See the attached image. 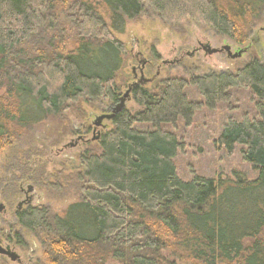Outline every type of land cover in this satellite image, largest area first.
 <instances>
[{
    "label": "trees",
    "instance_id": "16d2710c",
    "mask_svg": "<svg viewBox=\"0 0 264 264\" xmlns=\"http://www.w3.org/2000/svg\"><path fill=\"white\" fill-rule=\"evenodd\" d=\"M263 7L264 0H0V152L48 121L67 133L68 116L84 119L83 105L119 103L125 48L115 34L127 23L151 13L167 26L193 22L242 45ZM129 88L138 110L113 115L79 155L82 170L65 178L78 200L59 214L15 213L42 249L35 264H264V60ZM191 89L200 101L189 98ZM233 89L248 93L253 114L228 115L215 143L227 155L238 148L256 176L182 179L175 158L187 145L178 131L203 109L228 108ZM18 162L26 174L1 180L12 199L36 168Z\"/></svg>",
    "mask_w": 264,
    "mask_h": 264
},
{
    "label": "rangeland",
    "instance_id": "374dc122",
    "mask_svg": "<svg viewBox=\"0 0 264 264\" xmlns=\"http://www.w3.org/2000/svg\"><path fill=\"white\" fill-rule=\"evenodd\" d=\"M115 38L125 48V57L116 80L122 98L128 87L135 84L144 85L151 90L159 81L169 77L189 78L209 73H233L253 59L263 62L264 9L260 23L248 32L242 45L193 22H186L178 28L167 26L151 13L127 23L124 33L115 34ZM198 44L217 50L229 46L231 54L248 45L250 47L241 57L231 59L226 53L208 55L199 49ZM142 65L146 66L140 72ZM187 94L191 100L200 101L193 89L188 90ZM231 95L228 108L221 105L215 111L203 109L195 116L189 128L178 131L180 136L185 137L187 145L184 153L175 158L176 169L182 179H189L191 172L214 180L231 178L234 173H241L248 180L256 176L251 166L241 162L238 148L227 155L215 143L220 127L228 115L238 117L242 113L253 114L246 91L233 89ZM113 107L104 100L93 102L91 106L83 105L84 119L68 116L69 123L65 124L67 133L63 134L64 126L57 127L56 122L48 121L33 129L31 140L21 139L0 152V244L14 249L20 257L19 264H35L37 259L42 258V249L38 241L17 225L15 213L28 207H43L48 209L49 214H59L78 200V189L72 182L68 184L65 178L77 169L82 170L83 163L79 160V155L85 151L88 143H95L93 141L97 140L99 133L111 128L107 120H103L98 127H94L93 123L97 117L110 114ZM124 110H138L129 96L124 100ZM19 160H27L29 163L32 160L36 168L29 175L32 181H23L21 192L12 199L9 195L12 193L11 189L1 180H6L7 174H13V178L26 174L25 164L19 163ZM23 193H27V197ZM28 198L29 204L24 205ZM17 233L22 238L23 246L16 244ZM0 264L18 263L0 256Z\"/></svg>",
    "mask_w": 264,
    "mask_h": 264
},
{
    "label": "water",
    "instance_id": "95a60500",
    "mask_svg": "<svg viewBox=\"0 0 264 264\" xmlns=\"http://www.w3.org/2000/svg\"><path fill=\"white\" fill-rule=\"evenodd\" d=\"M248 48L239 50L238 52L234 54H231L229 46H224L221 50H217V49H210L209 46L206 45V46H203L202 50L208 55L222 53L223 51L226 53L227 57H230L231 59H235V58L241 57V55L244 54L248 50ZM129 91H130V88L126 91L127 93L124 95V97L119 99V103L115 105V107H113V110L110 112V114L97 117L95 122L93 123V126L98 127L101 125V122L103 120H107V121L111 120L113 115H115L120 110L124 109V100L126 99V97L128 98ZM0 256L7 258L11 262H16L18 264L20 263L19 256L14 251H12L9 247H2L0 245Z\"/></svg>",
    "mask_w": 264,
    "mask_h": 264
},
{
    "label": "flooded vegetation",
    "instance_id": "af4514ba",
    "mask_svg": "<svg viewBox=\"0 0 264 264\" xmlns=\"http://www.w3.org/2000/svg\"><path fill=\"white\" fill-rule=\"evenodd\" d=\"M199 45V49H202L203 48V46L204 45H201V44H198ZM248 47H250V45H248L247 47H245L244 49H246V48H248ZM249 49V48H248ZM221 50V49H220ZM222 53H225V52H223L222 51ZM219 54H221V53H219ZM140 64H142L141 62H140ZM146 65H142V66H140L141 68H139V70H140V72H143L142 70L144 69V67H145ZM24 194V197H27V193H23ZM22 204V203H21ZM21 204L20 205H18L19 207V209H20V207H21ZM24 205H27V204H29V198L23 203ZM1 245V244H0ZM2 246V245H1ZM2 247H9L12 251H14V249L13 248H11L9 245H5V246H2ZM15 252V251H14ZM17 254V253H16ZM19 256V255H18ZM19 260H20V257H19ZM20 263H21V261H20Z\"/></svg>",
    "mask_w": 264,
    "mask_h": 264
}]
</instances>
